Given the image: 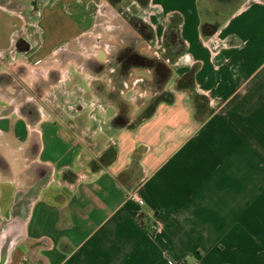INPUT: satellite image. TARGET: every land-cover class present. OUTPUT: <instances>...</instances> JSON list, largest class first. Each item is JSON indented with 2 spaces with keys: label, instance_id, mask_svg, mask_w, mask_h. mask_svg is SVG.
I'll return each instance as SVG.
<instances>
[{
  "label": "crops",
  "instance_id": "obj_1",
  "mask_svg": "<svg viewBox=\"0 0 264 264\" xmlns=\"http://www.w3.org/2000/svg\"><path fill=\"white\" fill-rule=\"evenodd\" d=\"M123 1L0 0V230L24 229L8 264H264V0L219 23L209 0ZM127 16L148 56L181 45L154 100L146 70L112 76Z\"/></svg>",
  "mask_w": 264,
  "mask_h": 264
},
{
  "label": "flooded vegetation",
  "instance_id": "obj_2",
  "mask_svg": "<svg viewBox=\"0 0 264 264\" xmlns=\"http://www.w3.org/2000/svg\"><path fill=\"white\" fill-rule=\"evenodd\" d=\"M120 27L129 29V32L124 33L122 30H119L117 37L118 43L115 45V51L112 53L110 61L113 59L115 69L113 71L114 79H117L118 82L121 80L119 88L122 90L126 88V80L130 78L131 74L134 72V69L141 68L146 70L151 79L136 78L138 82H141L142 85L150 88L154 94L153 100L163 94L162 85L164 84L165 79L170 73V66L176 61L177 58H180L183 53L181 50V45L179 43H169L161 46L158 49H153L152 56H148L141 49L142 44L140 43V38L137 36L149 37L152 33V29L143 22L138 16H127L125 19H120ZM136 33L134 37L133 33ZM148 47V46H146ZM150 47V46H149ZM154 47V46H152ZM166 53L169 58L166 60ZM112 62V61H111ZM25 111L28 113L29 108H25ZM126 116L124 114L116 117L112 124H117L118 122H125Z\"/></svg>",
  "mask_w": 264,
  "mask_h": 264
},
{
  "label": "water",
  "instance_id": "obj_3",
  "mask_svg": "<svg viewBox=\"0 0 264 264\" xmlns=\"http://www.w3.org/2000/svg\"><path fill=\"white\" fill-rule=\"evenodd\" d=\"M112 61H114L112 59ZM23 217L16 214L13 220L0 230V264H8L10 255L16 244L23 237Z\"/></svg>",
  "mask_w": 264,
  "mask_h": 264
},
{
  "label": "rangeland",
  "instance_id": "obj_4",
  "mask_svg": "<svg viewBox=\"0 0 264 264\" xmlns=\"http://www.w3.org/2000/svg\"><path fill=\"white\" fill-rule=\"evenodd\" d=\"M142 5H145V0H141ZM123 6H129L132 0H125L123 1ZM229 0H209L208 7L205 9L202 7V11L206 14L204 16L208 19L212 20L213 22L219 23L224 16H226L230 12L231 4ZM204 6V4H203ZM137 12V11H136ZM24 107H30V104H26Z\"/></svg>",
  "mask_w": 264,
  "mask_h": 264
},
{
  "label": "trees",
  "instance_id": "obj_5",
  "mask_svg": "<svg viewBox=\"0 0 264 264\" xmlns=\"http://www.w3.org/2000/svg\"><path fill=\"white\" fill-rule=\"evenodd\" d=\"M209 28H211V32L210 33H213L216 29H217V26L215 25H213V26H209V25H203L202 26V34H204V35H206V33L208 32V30H209ZM182 82V83H181ZM180 84L182 85H185V86H188V84H189V78L187 77L186 78V76L185 77H182V80L180 81ZM166 100L168 101V102H171L172 100H173V98L171 97V95H169V97H167L166 98ZM153 107H154V105H153ZM153 107H151V108H153ZM150 113L151 112H149V113H147L146 115H150ZM110 153H106V154H104V155H102L100 158H99V162H104L105 160H107L108 159V155H109ZM93 163L94 162H92L91 164L93 165ZM140 220H141V217H140Z\"/></svg>",
  "mask_w": 264,
  "mask_h": 264
},
{
  "label": "built area",
  "instance_id": "obj_6",
  "mask_svg": "<svg viewBox=\"0 0 264 264\" xmlns=\"http://www.w3.org/2000/svg\"><path fill=\"white\" fill-rule=\"evenodd\" d=\"M140 204H142V201H139ZM168 264H174L173 262H168Z\"/></svg>",
  "mask_w": 264,
  "mask_h": 264
}]
</instances>
